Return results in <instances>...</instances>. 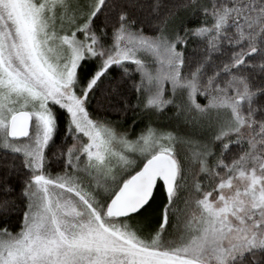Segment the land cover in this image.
I'll return each mask as SVG.
<instances>
[{
    "label": "snow or ice",
    "instance_id": "1",
    "mask_svg": "<svg viewBox=\"0 0 264 264\" xmlns=\"http://www.w3.org/2000/svg\"><path fill=\"white\" fill-rule=\"evenodd\" d=\"M0 264H264V0H0Z\"/></svg>",
    "mask_w": 264,
    "mask_h": 264
}]
</instances>
